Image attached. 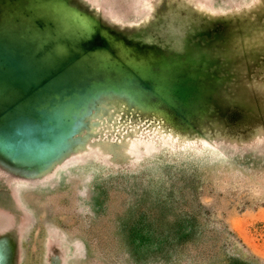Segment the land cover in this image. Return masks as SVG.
I'll use <instances>...</instances> for the list:
<instances>
[{
    "label": "rangeland",
    "instance_id": "rangeland-1",
    "mask_svg": "<svg viewBox=\"0 0 264 264\" xmlns=\"http://www.w3.org/2000/svg\"><path fill=\"white\" fill-rule=\"evenodd\" d=\"M85 1L113 24L147 21L174 45L188 31L223 29L219 46L160 53L145 69L228 65L264 112V68L247 70L262 65L264 0ZM114 105L89 117L90 135L46 174L23 178L0 167V209L17 228L15 264H51L55 255L61 264H264V120L245 138L180 135L133 122Z\"/></svg>",
    "mask_w": 264,
    "mask_h": 264
},
{
    "label": "water",
    "instance_id": "water-1",
    "mask_svg": "<svg viewBox=\"0 0 264 264\" xmlns=\"http://www.w3.org/2000/svg\"><path fill=\"white\" fill-rule=\"evenodd\" d=\"M76 2L86 11L84 16L65 0H0L4 170L23 178L46 174L90 135L88 119L105 112L106 101L115 102L112 110L122 107L131 113L132 121L145 119L180 135L245 138L263 122L264 112L255 97L245 94L246 85L228 65H151L172 70L165 75L145 69L146 62L160 53L190 55L219 46L226 39L223 29L219 36L188 31L174 45L173 37L148 29L147 21L137 27L120 26L85 0ZM86 15L96 24L89 23ZM153 21L160 27L161 17ZM260 59L261 69H256L260 67L256 62L247 70H262L264 53ZM2 198L0 205L5 202ZM2 209L0 264H15L17 228ZM52 261L61 264L57 255Z\"/></svg>",
    "mask_w": 264,
    "mask_h": 264
},
{
    "label": "flooded vegetation",
    "instance_id": "flooded-vegetation-1",
    "mask_svg": "<svg viewBox=\"0 0 264 264\" xmlns=\"http://www.w3.org/2000/svg\"><path fill=\"white\" fill-rule=\"evenodd\" d=\"M231 264H239V263H237V261L234 260V261H232Z\"/></svg>",
    "mask_w": 264,
    "mask_h": 264
}]
</instances>
